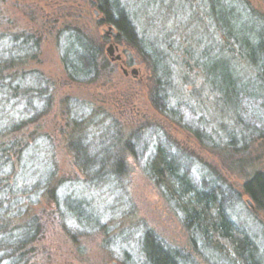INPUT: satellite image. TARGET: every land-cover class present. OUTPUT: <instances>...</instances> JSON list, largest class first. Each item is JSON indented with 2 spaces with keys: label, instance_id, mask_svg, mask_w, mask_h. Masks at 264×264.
<instances>
[{
  "label": "rangeland",
  "instance_id": "rangeland-1",
  "mask_svg": "<svg viewBox=\"0 0 264 264\" xmlns=\"http://www.w3.org/2000/svg\"><path fill=\"white\" fill-rule=\"evenodd\" d=\"M117 1L135 18L148 46L171 45L178 118L152 101L149 66L135 49L117 42L116 29L103 23L99 0H0L1 36L39 37L34 58L15 60L1 73L19 88L0 95V127L30 121L16 134L0 136V145L25 150L20 162L9 155L6 174L15 188L46 183L52 174L48 187L59 198L57 207L40 186L29 195L32 203H23L24 216L15 223L36 219L40 226L25 264H145L152 246L148 234L176 252L179 264H230L192 235L144 174L146 152L135 159L124 149L132 136L140 137L135 150L152 144L166 149L198 189L222 191L231 220L256 243L264 262V210L244 189L253 174L264 172V97H252L260 95L253 64L235 53L233 60L224 49L227 41L249 58L255 54L256 38L264 39V0ZM64 27L80 29L103 47L109 66L91 82L67 78L61 55L69 40L66 34L57 38ZM219 63L228 65L231 81L249 96L236 102L220 92L209 69ZM78 141L89 159L105 161L111 176L88 184ZM116 163L123 164L119 176L113 174ZM78 205L88 213L79 224L67 212Z\"/></svg>",
  "mask_w": 264,
  "mask_h": 264
},
{
  "label": "trees",
  "instance_id": "trees-1",
  "mask_svg": "<svg viewBox=\"0 0 264 264\" xmlns=\"http://www.w3.org/2000/svg\"><path fill=\"white\" fill-rule=\"evenodd\" d=\"M99 1L98 8L103 13V23H107L116 29L118 32L117 42L135 49L149 66L153 77L152 101L158 104L157 107L162 108L163 112L168 114L171 119L178 118L172 99L175 84L169 55L171 45L168 43L161 50L148 46L152 43L149 44L145 37L139 35L134 24L135 18L128 15L120 7L117 0ZM63 34L67 35L69 42L67 50L63 49L61 60L69 81L73 83L91 82L103 69L108 68L109 63L105 60L103 47L99 43L75 27H64L59 30L57 38ZM230 43L233 42L230 41ZM38 49L39 37L35 35H0V95L9 96L11 93H16L19 88L8 80L10 78L8 75L3 76L1 73L5 69L8 70L10 65L13 66L15 60L24 64L27 58H34ZM224 49L233 60L237 59L233 56L235 53L237 57L239 56L242 60H248L253 64L257 91H260L258 93L260 95L252 97L263 98L264 39L261 35L256 38L255 54L253 52L250 58L241 50L234 48L232 44H228L227 41L226 46L224 44ZM185 54L191 59V55L187 51ZM215 65L217 66L213 65L209 69L211 74L215 73L218 76L222 85L220 89L222 94L224 92L225 95L233 96L236 102L240 96H249L243 89L236 88L234 82L231 81L232 76L226 63ZM194 66L200 72L203 71V74L206 73L198 63L194 62ZM0 101L2 100L0 99ZM24 107L26 109V106ZM0 112H2L1 108ZM26 122L30 121H20L16 124L1 126L0 136L5 135L7 137L16 134L22 130L21 128ZM130 138L125 143L124 149L135 159L142 157V151L146 152L145 161L142 164L144 174L182 214L183 221L191 229L192 235L200 237L210 249L224 256L230 264L264 263L256 243L231 220L222 191L198 189L180 171L178 164L166 149L159 144H152L149 148L143 145L135 150L140 137L132 136ZM74 145L80 148L81 153L79 154L83 159L81 166L88 184L102 180L103 177L111 176V170L106 168L107 164L103 159L91 160L89 159L90 154L86 152V149H83L79 141ZM109 148L105 149L107 153L110 152ZM14 150L15 152H13ZM24 152L25 150H22L16 143L0 145V264H25L28 260L30 246L35 242L40 226L36 219H31L28 222L21 221V225L15 222L24 216L25 206L23 203L25 200H28L29 203L32 201L29 200V195L34 190L40 186H45L44 189L48 191L50 199L56 204L55 206L59 207L58 190L48 187L52 174L46 183L24 184L22 188H15L16 181H9L6 174L9 169V155H14L16 161L20 162ZM122 166V163H116L113 174L119 176L123 173ZM244 189L258 204L259 209L264 210V172L253 174L246 182ZM24 197L27 199H23ZM85 207V205H78L76 208L69 207L67 212L79 224L88 218ZM146 238L151 241L152 246L150 245V249L144 256L145 264H179V256L176 252L164 249L161 242L153 235L148 234Z\"/></svg>",
  "mask_w": 264,
  "mask_h": 264
},
{
  "label": "water",
  "instance_id": "water-1",
  "mask_svg": "<svg viewBox=\"0 0 264 264\" xmlns=\"http://www.w3.org/2000/svg\"><path fill=\"white\" fill-rule=\"evenodd\" d=\"M110 30H111V28H110ZM113 52H114V48L112 46H109L107 49V53L109 54V56H111L113 54ZM119 60H120L119 56H117L113 59V61H119ZM124 74H126V73L124 72ZM131 74H135V71H132Z\"/></svg>",
  "mask_w": 264,
  "mask_h": 264
}]
</instances>
